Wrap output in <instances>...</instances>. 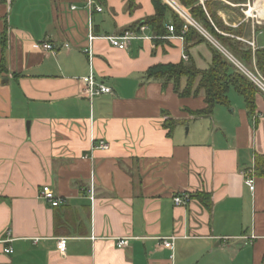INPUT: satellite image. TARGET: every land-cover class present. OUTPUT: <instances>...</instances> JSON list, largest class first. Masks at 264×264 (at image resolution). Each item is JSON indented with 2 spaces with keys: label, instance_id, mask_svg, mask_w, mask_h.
<instances>
[{
  "label": "crops",
  "instance_id": "0c3cea01",
  "mask_svg": "<svg viewBox=\"0 0 264 264\" xmlns=\"http://www.w3.org/2000/svg\"><path fill=\"white\" fill-rule=\"evenodd\" d=\"M210 1L217 32L264 48L262 26L225 15L243 3ZM155 14L153 0H0V264H264V177L254 170L264 94L253 115L234 89L230 106L194 115L207 106L203 90L183 95L186 77L177 87L147 72L183 61L205 70L216 45L199 23L209 42L171 33L170 14L156 35L145 24ZM128 30L140 38L126 49L106 39ZM91 69L111 94L85 95L79 78ZM44 185L66 203L42 200ZM171 236L173 249L163 245Z\"/></svg>",
  "mask_w": 264,
  "mask_h": 264
},
{
  "label": "trees",
  "instance_id": "16d2710c",
  "mask_svg": "<svg viewBox=\"0 0 264 264\" xmlns=\"http://www.w3.org/2000/svg\"><path fill=\"white\" fill-rule=\"evenodd\" d=\"M233 1L236 3L241 2V0ZM153 2L156 14L147 19L145 24L152 26L156 35H163L165 33L164 23L166 16L170 14L173 22L172 25L175 28L174 32L180 35L185 21L164 4L162 0H153ZM180 2L183 6L190 9L191 17L211 36H214L239 62L247 67H252L255 61L257 68L264 75V48H257L253 51L251 45L244 44L235 38L221 35L211 24L210 17L215 23L218 22L213 11V4L218 5V2H211L210 0H205L204 4L200 3V0H180ZM187 27L188 29L183 35L185 39L188 33H191L198 34L202 40L209 42L205 35L200 33L196 27L192 25H188ZM228 30L237 35L242 34V28L238 30L228 28ZM211 47L214 51L213 61L209 68L205 70L198 69L195 65L183 61L177 64L156 65L149 69L147 75L157 79L173 80L177 87L180 79L186 77L187 84L182 92L183 95L197 94L203 90L207 106L202 110L193 112L196 116L212 115L218 105L230 106L228 93L231 89H234L244 98L248 113L250 115L255 114L256 95L257 93H261L259 88L220 49L212 43ZM2 69H4V66H2ZM198 78L200 80L194 89ZM254 170L255 175L264 177V154L256 156Z\"/></svg>",
  "mask_w": 264,
  "mask_h": 264
},
{
  "label": "built area",
  "instance_id": "2783aa9c",
  "mask_svg": "<svg viewBox=\"0 0 264 264\" xmlns=\"http://www.w3.org/2000/svg\"><path fill=\"white\" fill-rule=\"evenodd\" d=\"M164 4H166L170 9H172L174 12H176L179 17L184 20L187 24L193 25L200 29V31L204 35H208L207 32L201 28L198 23L191 17V14L189 10L184 7L179 0H162ZM90 4L93 2L90 1ZM101 6H96L97 11H102ZM146 25H142L141 30H145ZM168 29L171 33H174L175 28L174 25L170 24L168 26ZM186 28L182 29L181 37L186 33ZM140 38L139 35L133 31H126L124 34L119 36H107L106 39L110 42V44L114 47H117L119 49H126L128 48L129 43L134 40ZM96 39V36L90 35L89 36V48L85 51L89 54V56H92V41ZM251 46L254 47V42L250 41ZM65 46H68V44H65ZM42 47L50 52H55L57 49V46L50 42H43ZM189 56L187 54H183V59L188 60ZM232 60V59H230ZM235 61V62H234ZM232 62L259 88L260 92L264 94V75L261 73V71L257 68L255 62L253 63L252 68H247L244 64L236 60L235 58L232 60ZM81 82L84 84V93L86 96L89 97V99H93L96 96L102 95V94H111L113 92L112 87L107 85L103 82H98L95 78V74L93 70L91 69L90 73L88 75L82 76L79 78ZM95 148H101V149H107L109 148V144L105 141H99L95 144ZM247 184L250 186V188L254 189V179L252 175H247L246 178ZM89 193L91 196V200H94L95 198V188L94 184L91 185L89 189ZM40 197L42 200L50 203L53 207L60 206L62 204L66 203V198L56 196L53 190L50 186L44 185L42 187V190L40 192ZM189 195L185 194L183 196H175L174 201L177 205L183 204L186 205L189 202ZM9 233V232H8ZM176 237L171 236L167 237L163 240V245L166 248L173 249L174 248V241ZM11 239H6V241H10ZM117 246L119 247H127L129 245V238H117L116 240ZM57 248L58 251L61 254H65L66 248H67V238L61 237L58 239L57 242ZM5 251L7 253H12L13 248L11 246L5 248Z\"/></svg>",
  "mask_w": 264,
  "mask_h": 264
},
{
  "label": "rangeland",
  "instance_id": "374dc122",
  "mask_svg": "<svg viewBox=\"0 0 264 264\" xmlns=\"http://www.w3.org/2000/svg\"><path fill=\"white\" fill-rule=\"evenodd\" d=\"M227 1H229L232 4L236 3L233 0H227ZM241 3H243V4L240 6H235V7L232 6L228 11L225 12V15L230 14V16H234V17H237V16L241 17L242 16L245 18H249L250 24L254 23V24H256V26H262L264 28V20H260L258 18V16H259L258 13H260V10L254 9L252 11V13H250L251 6L254 7L257 4V6H259V7H264V0H241ZM258 4H260V5H258ZM187 9L190 10L189 8H187ZM213 11H214V13H216L215 9ZM216 24L219 26L220 22H216ZM210 38H211V41L217 46V48L220 49L229 59L233 60L235 58L227 49L224 48V46L221 45V43L214 36H212ZM252 41L254 42L253 39L251 40V42ZM249 45H251V44H249ZM252 67H253V65H252ZM252 67H247V68H252Z\"/></svg>",
  "mask_w": 264,
  "mask_h": 264
},
{
  "label": "bare ground",
  "instance_id": "6f19581e",
  "mask_svg": "<svg viewBox=\"0 0 264 264\" xmlns=\"http://www.w3.org/2000/svg\"><path fill=\"white\" fill-rule=\"evenodd\" d=\"M258 5H260V4H258ZM254 9H256V10H260V13H258V14H259L258 18H259L260 20H264V7H259V6H257V4H256V6H254V7L251 6L250 13H252V11H253Z\"/></svg>",
  "mask_w": 264,
  "mask_h": 264
}]
</instances>
